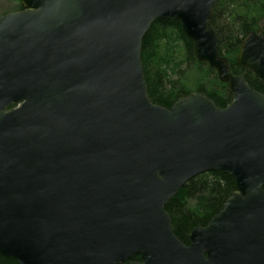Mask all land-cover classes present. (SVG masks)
Returning <instances> with one entry per match:
<instances>
[{"label":"water","instance_id":"95a60500","mask_svg":"<svg viewBox=\"0 0 264 264\" xmlns=\"http://www.w3.org/2000/svg\"><path fill=\"white\" fill-rule=\"evenodd\" d=\"M218 1L20 0L0 16V256L264 264V94L220 56ZM160 20L181 24L229 105L196 92L169 109L151 101L142 47ZM238 64L264 87V36L244 39ZM214 171L237 190L186 245L166 206Z\"/></svg>","mask_w":264,"mask_h":264},{"label":"trees","instance_id":"16d2710c","mask_svg":"<svg viewBox=\"0 0 264 264\" xmlns=\"http://www.w3.org/2000/svg\"><path fill=\"white\" fill-rule=\"evenodd\" d=\"M209 23L218 36L220 56L229 61L231 73L264 94L258 79L238 64L244 39L253 32L264 36V0H219ZM142 62L148 96L156 105L169 109L191 92L210 98L219 108L231 102L227 85L220 82L208 64L197 60L194 44L178 21L160 20L151 26L143 40ZM13 108L15 105L10 107ZM236 190L235 179L222 171L190 180L166 206L175 235L189 245L191 232L206 227ZM139 261L141 257L136 255L128 262ZM0 264L19 263L0 256Z\"/></svg>","mask_w":264,"mask_h":264},{"label":"rangeland","instance_id":"374dc122","mask_svg":"<svg viewBox=\"0 0 264 264\" xmlns=\"http://www.w3.org/2000/svg\"><path fill=\"white\" fill-rule=\"evenodd\" d=\"M19 8H20V3L18 0H0V16L6 15L12 12H16L18 11Z\"/></svg>","mask_w":264,"mask_h":264},{"label":"flooded vegetation","instance_id":"af4514ba","mask_svg":"<svg viewBox=\"0 0 264 264\" xmlns=\"http://www.w3.org/2000/svg\"><path fill=\"white\" fill-rule=\"evenodd\" d=\"M19 1V3H20V8L18 9V11H21V10H23V7L21 6V2H20V0H18Z\"/></svg>","mask_w":264,"mask_h":264}]
</instances>
